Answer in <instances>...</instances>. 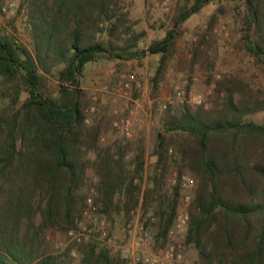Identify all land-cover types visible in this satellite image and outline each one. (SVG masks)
Wrapping results in <instances>:
<instances>
[{
  "label": "trees",
  "instance_id": "obj_1",
  "mask_svg": "<svg viewBox=\"0 0 264 264\" xmlns=\"http://www.w3.org/2000/svg\"><path fill=\"white\" fill-rule=\"evenodd\" d=\"M28 1L38 67L48 73L61 66L57 96H45L33 58L0 37V264H69L44 254L34 242L48 227L67 231L76 226L86 203L80 189L89 165L98 174L97 200L105 208L123 189L127 203L133 197L134 178L121 163L122 152L91 160L98 130L84 123L79 103L78 77L84 65L107 53L121 58L124 52L112 53L88 32L107 14L111 0ZM208 1L194 0L174 24ZM229 1L245 6L244 22L256 36L250 51L264 61V0ZM172 38L169 30L146 51L164 54ZM24 89L27 97L20 101ZM259 111H264V101L255 93L228 87L220 105L209 110L186 106L168 123V130L185 133L177 143L176 162L187 165L197 180L196 212L186 235V244L196 251L194 264H264V124L246 119ZM163 140L158 138L159 161L167 151ZM142 165L140 159L134 173ZM173 188L158 202L154 241L161 239V246L176 214L179 185ZM94 244L85 245L80 264H127L123 258L112 259L106 247L97 251Z\"/></svg>",
  "mask_w": 264,
  "mask_h": 264
},
{
  "label": "rangeland",
  "instance_id": "obj_2",
  "mask_svg": "<svg viewBox=\"0 0 264 264\" xmlns=\"http://www.w3.org/2000/svg\"><path fill=\"white\" fill-rule=\"evenodd\" d=\"M9 1L15 3L16 10L4 14L1 7ZM193 3L194 0H111L110 9L98 26L88 30L92 40L102 41L112 53L124 52L121 58L107 53L87 62L78 77L84 123L98 130L97 147L89 156L93 161L107 153L122 152L121 163L134 178L133 197L127 203L123 189L116 192L111 206L105 208L97 200L98 174L89 165L86 182L80 191L84 198L91 196L97 211L85 215V203L77 214L74 228L65 231L48 227L40 232L34 245L40 244L44 254H54L69 264H80L87 250L85 245L93 241L97 251L106 247L112 259L121 258L120 250L89 240L87 235L97 230L99 218L105 217L110 221L109 231L118 244L128 246L131 236L124 235L122 229L131 209L134 213L130 218L136 233L146 218L144 214L155 215V220L147 226L150 253L154 252L161 246L157 244L161 239L154 241L159 219L158 202L174 191L169 178L174 174L180 176L178 168L181 175L194 180V187L187 206L178 189L176 212L185 208L191 216L197 205L195 175L187 165L176 162L179 156L177 143L185 133L167 129L172 117L181 114L186 106H202L209 110L220 105L228 87H240L264 101V61L250 51L256 36L244 22L245 6L241 2L210 0L185 21L174 24L175 18ZM31 11L32 4L28 0H0V37L26 50L36 62ZM169 30H173V38L167 52L152 54L146 51L150 43L161 40ZM141 50L144 51L141 56L129 55ZM36 66L43 76V94L57 96L56 71L61 65L51 68L48 73H44L37 62ZM130 74L134 75V81L128 80ZM119 82L129 83L126 94L116 92L115 85ZM176 90H184V95L176 98ZM197 95L201 96L200 103L195 101ZM26 97L24 89L20 101ZM120 118L130 120L129 136L114 126ZM246 119L264 124V111L254 112ZM160 136L164 137L163 151L167 150L161 161L159 152L162 151L157 147ZM140 159L142 169L134 173ZM195 260V248L187 244L179 264H194Z\"/></svg>",
  "mask_w": 264,
  "mask_h": 264
},
{
  "label": "built area",
  "instance_id": "obj_3",
  "mask_svg": "<svg viewBox=\"0 0 264 264\" xmlns=\"http://www.w3.org/2000/svg\"><path fill=\"white\" fill-rule=\"evenodd\" d=\"M13 10H16V6L13 1H9L1 7V11L4 14H8ZM25 19L26 16H24V20ZM14 42L17 43L18 40L14 39ZM128 80L134 81V75L130 74L128 76ZM128 85V82H119L115 85V90L119 94H126V88ZM183 95L184 90H176V98H180ZM195 99L197 103L201 102L200 95L195 96ZM114 126L117 127L125 136H129L131 134V123L128 118H120L118 121L114 122ZM169 184L172 186H177V184L179 185V190L182 192L183 202H185L186 206L189 205L192 199L190 193L194 187V180L185 175H182L178 179V176L174 174L169 178ZM85 201L87 206L83 210L85 215H87L88 212L97 211V206L94 204L91 196H87ZM133 213V209L129 210V219L122 229L124 235L131 236V243L128 246H120L118 244L116 237L109 231L110 221H108L105 217L99 218L98 229L94 232H90V234L87 235V238H89V240H97L114 250H120L121 258H123L127 264H179L183 260L187 250L186 235L190 222V214L188 210L184 208L176 212L171 225L167 229L165 244L151 253L150 235L148 233L147 226L155 220V215L148 213L144 214L146 218L141 222L139 231L136 233L135 226L130 218ZM114 217L115 216H113V218Z\"/></svg>",
  "mask_w": 264,
  "mask_h": 264
}]
</instances>
